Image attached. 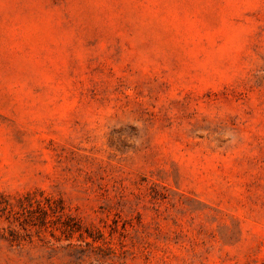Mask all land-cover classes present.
Instances as JSON below:
<instances>
[{
  "label": "rangeland",
  "instance_id": "obj_1",
  "mask_svg": "<svg viewBox=\"0 0 264 264\" xmlns=\"http://www.w3.org/2000/svg\"><path fill=\"white\" fill-rule=\"evenodd\" d=\"M0 264H264V0H0Z\"/></svg>",
  "mask_w": 264,
  "mask_h": 264
}]
</instances>
